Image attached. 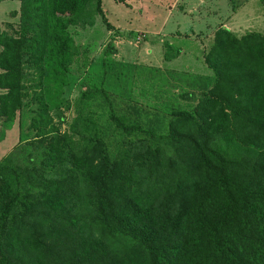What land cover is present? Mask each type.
Instances as JSON below:
<instances>
[{
  "label": "trees",
  "instance_id": "obj_1",
  "mask_svg": "<svg viewBox=\"0 0 264 264\" xmlns=\"http://www.w3.org/2000/svg\"><path fill=\"white\" fill-rule=\"evenodd\" d=\"M18 1L17 27L0 29V140L27 100L42 158H0V264H264V34L219 24L212 74L187 76L194 105L159 130L111 108L110 151L88 117L61 132L50 113L69 106V27L112 28L102 0Z\"/></svg>",
  "mask_w": 264,
  "mask_h": 264
},
{
  "label": "rangeland",
  "instance_id": "obj_2",
  "mask_svg": "<svg viewBox=\"0 0 264 264\" xmlns=\"http://www.w3.org/2000/svg\"><path fill=\"white\" fill-rule=\"evenodd\" d=\"M19 7L18 0H0V29L12 33ZM102 9L111 29L100 15L91 26L69 27L80 47L63 92L69 106L62 104L50 113L61 132L76 115L88 117L106 131L110 151L121 143L111 130V108L129 121L159 130L170 117L168 109L194 105L199 91L188 85L187 76L212 74L203 55L219 24L238 36L247 31L264 34V0H102ZM167 44L171 57L165 59ZM85 87L104 90L108 101L99 90L83 96ZM183 92L194 97H182ZM28 103L0 140V158L11 156L22 166L37 165L42 158V146L31 141L35 131L28 127V108L34 105Z\"/></svg>",
  "mask_w": 264,
  "mask_h": 264
}]
</instances>
